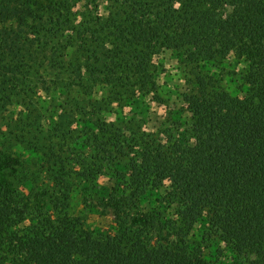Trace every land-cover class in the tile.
Returning a JSON list of instances; mask_svg holds the SVG:
<instances>
[{
    "label": "trees",
    "instance_id": "16d2710c",
    "mask_svg": "<svg viewBox=\"0 0 264 264\" xmlns=\"http://www.w3.org/2000/svg\"><path fill=\"white\" fill-rule=\"evenodd\" d=\"M82 1L0 0V116L17 101L25 111L3 134L7 148L54 166L61 139L72 140L73 153L105 152L109 142L92 127L75 135L70 112L43 126L39 103L27 97L51 88L69 95L64 71L73 81L85 71L103 75L117 94H156L154 59L167 50L192 67L186 107L173 113L185 129L168 146L154 134L133 133L136 149L117 139L111 147L127 144L133 155L113 158L120 176L112 185L96 183L95 162L71 171L85 193L107 196L116 220L105 231L70 215L69 189H60L63 198L53 185L52 194L40 190L23 162L0 156V264H264V0H86L105 4L107 15H93L79 37L73 12ZM229 58L245 65L231 92L211 74ZM10 171L32 184L33 208ZM156 192L155 207L139 214ZM196 228L208 248L191 241Z\"/></svg>",
    "mask_w": 264,
    "mask_h": 264
},
{
    "label": "rangeland",
    "instance_id": "374dc122",
    "mask_svg": "<svg viewBox=\"0 0 264 264\" xmlns=\"http://www.w3.org/2000/svg\"><path fill=\"white\" fill-rule=\"evenodd\" d=\"M103 5L98 2L93 4L86 0L78 4L73 13L77 18L74 27H76V31L79 27L82 31L79 37H86L87 30L93 23V15H107ZM70 49H74V47L70 46ZM154 60L155 66L153 68L157 82L156 94H142L139 91H136L135 94L131 91L117 94L112 84L110 85L108 79H105L103 75H94L85 71L82 74V80L77 78L73 81L74 77L71 78L70 73L64 71L62 78L72 82L69 95L61 89L53 90L51 88L50 91L46 92L40 90L38 95L30 93L31 95L27 97L39 103L38 106L43 112V126L49 127L58 119L60 114L70 112L73 114L71 120L76 132L75 135H80L92 127L94 133L100 134V138L109 142L105 152L95 147L96 150L91 153L85 150H78L73 153L71 150L72 140L61 139L63 151L66 153L62 152L63 158L58 165L54 166V161L51 163L36 161L18 146L13 145L11 148H7V144H4L3 134L8 131V124L18 117L19 112L25 113L19 102L17 101L7 112L3 113L4 115L0 116V156L3 158L11 156L23 162L26 166L25 171L34 179V185L40 190L45 188L50 190V194H52L53 185L59 196L63 198L61 193L63 194L69 189L70 201L67 210L74 219L80 220L91 231L111 229L116 216L112 206L108 203L107 196L102 197L95 189H90L89 193H85V182H82L71 171L82 170V167L89 161L95 162L99 166L97 170L100 172L96 183L106 186L112 185L115 178L120 176V171L116 168L118 161H113V158L126 163L133 155L127 144L122 150L119 148L120 144H118V148L115 145L111 147L113 143L117 142V139L124 142L130 141V139L134 140L133 133L138 134L136 138L141 135V137L147 138V135L154 134L152 138H157L168 146L174 143L175 139L185 129L186 121H175L173 113L186 107L184 96L191 90L192 67L184 63L171 50L164 51ZM244 67L243 62L236 64L234 58H229L222 63L212 64L211 74L217 79H221L222 85L230 92L237 91L240 87L239 74L242 73ZM97 103H99V107H95ZM78 105H85L88 108L83 113V109H80ZM91 121L98 122L95 126L92 125ZM110 137L115 140L111 141ZM131 145L136 149L133 142ZM61 161L64 162L65 166H61ZM6 175L11 178L13 185H26L18 188L25 193L26 201L33 208L39 200H36L32 193L33 187L29 186L32 184H23L22 181H19L21 177L13 176L11 171L7 172ZM160 197L159 192L154 193V196H150L149 200L143 201L139 205L138 213H147L155 207L153 202ZM49 201H54L52 206L54 209L60 210L62 208V200L54 195L49 198ZM155 204L160 205V203ZM133 213L130 214L129 219L138 216L137 212ZM203 234V230L196 228L190 236L191 241L201 242L204 248H208L210 239L205 238ZM224 256V260L228 261L229 254L226 253Z\"/></svg>",
    "mask_w": 264,
    "mask_h": 264
}]
</instances>
